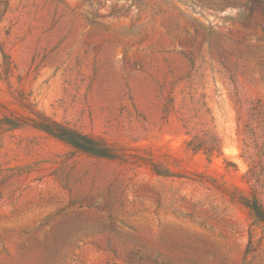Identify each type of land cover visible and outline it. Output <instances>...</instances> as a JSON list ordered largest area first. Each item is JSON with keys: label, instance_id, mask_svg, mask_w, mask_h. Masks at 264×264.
Instances as JSON below:
<instances>
[{"label": "rangeland", "instance_id": "1", "mask_svg": "<svg viewBox=\"0 0 264 264\" xmlns=\"http://www.w3.org/2000/svg\"><path fill=\"white\" fill-rule=\"evenodd\" d=\"M29 257L264 264V0H0V264Z\"/></svg>", "mask_w": 264, "mask_h": 264}, {"label": "bare ground", "instance_id": "2", "mask_svg": "<svg viewBox=\"0 0 264 264\" xmlns=\"http://www.w3.org/2000/svg\"><path fill=\"white\" fill-rule=\"evenodd\" d=\"M32 262H33V258H31V257H29V258H19V259H16L14 264H32Z\"/></svg>", "mask_w": 264, "mask_h": 264}, {"label": "trees", "instance_id": "3", "mask_svg": "<svg viewBox=\"0 0 264 264\" xmlns=\"http://www.w3.org/2000/svg\"><path fill=\"white\" fill-rule=\"evenodd\" d=\"M75 142V141H74ZM75 144V143H74ZM77 144V143H76Z\"/></svg>", "mask_w": 264, "mask_h": 264}]
</instances>
